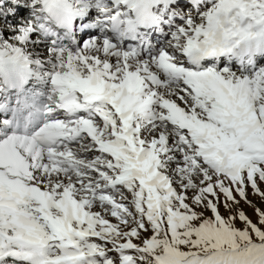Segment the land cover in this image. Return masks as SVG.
<instances>
[{
  "label": "snow or ice",
  "instance_id": "obj_1",
  "mask_svg": "<svg viewBox=\"0 0 264 264\" xmlns=\"http://www.w3.org/2000/svg\"><path fill=\"white\" fill-rule=\"evenodd\" d=\"M0 264H264V0H0Z\"/></svg>",
  "mask_w": 264,
  "mask_h": 264
},
{
  "label": "rangeland",
  "instance_id": "obj_2",
  "mask_svg": "<svg viewBox=\"0 0 264 264\" xmlns=\"http://www.w3.org/2000/svg\"><path fill=\"white\" fill-rule=\"evenodd\" d=\"M246 210H247L248 214L251 216V218L255 221V220H256V217H255V215L252 213L251 209H249V208L246 207Z\"/></svg>",
  "mask_w": 264,
  "mask_h": 264
}]
</instances>
